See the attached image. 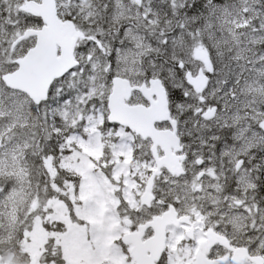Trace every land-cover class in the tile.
<instances>
[{"label": "snow or ice", "instance_id": "1", "mask_svg": "<svg viewBox=\"0 0 264 264\" xmlns=\"http://www.w3.org/2000/svg\"><path fill=\"white\" fill-rule=\"evenodd\" d=\"M0 264H264V0H0Z\"/></svg>", "mask_w": 264, "mask_h": 264}]
</instances>
